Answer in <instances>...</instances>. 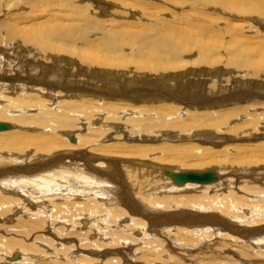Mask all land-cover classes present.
<instances>
[{
	"label": "bare ground",
	"instance_id": "6f19581e",
	"mask_svg": "<svg viewBox=\"0 0 264 264\" xmlns=\"http://www.w3.org/2000/svg\"><path fill=\"white\" fill-rule=\"evenodd\" d=\"M13 1L0 0V264H199L188 247L212 238L207 264H264V51L143 21L127 0ZM187 2L264 41V0ZM186 110L184 127L164 123Z\"/></svg>",
	"mask_w": 264,
	"mask_h": 264
},
{
	"label": "rangeland",
	"instance_id": "374dc122",
	"mask_svg": "<svg viewBox=\"0 0 264 264\" xmlns=\"http://www.w3.org/2000/svg\"><path fill=\"white\" fill-rule=\"evenodd\" d=\"M114 2H118L117 0H112ZM154 1V2H152ZM14 1L13 0H10L9 4L13 5ZM106 2V1H105ZM160 2V3H159ZM134 2H132L131 0H127L126 3H123L122 5L123 6H128V9L127 11L129 12H133L135 17L138 18V19H143V21H146V22H149V23H159L160 21H163L165 23L163 24H172L174 26H177V27H180V28H185L188 26V28L191 30V32H193L192 34L196 37V32L195 30L197 31H200L198 29V27L196 26H199L200 25H203L205 27H209V28H216L217 30H221V35L224 36L223 37V40L226 41V34H222L224 32V30L226 29V31H228L229 33H227L231 38H235L236 40H238L240 43H242V45L246 46L248 51H252L253 53H255L256 51H258V55L264 51V41L263 42H258V40H261V39H258V37H255L254 39L251 40V43L250 44H246V39L244 37V35L242 34L243 32L242 31H246V30H250L249 28L252 27L254 28V30H256L259 26L258 24H255L254 22H251L249 20H242V19H237L235 20V18H231V17H228V16H225L224 14L222 13H218V12H212L211 10H207V11H196L195 10V7L197 6L196 4H194L192 10H195V12L193 13V11H185V9H181L183 8V6H188L190 5L189 2H187V0H150V2L147 1V4L146 5H149V6H140L139 4H134L132 6ZM159 3V4H158ZM161 4V5H160ZM18 6V5H17ZM111 11L113 10H116L117 12H120L118 11V7L113 9L115 6L111 5ZM131 6V7H130ZM134 6H135V9H134ZM140 6V7H139ZM156 6H161V8L163 7H166V9L164 10H161L162 12L159 13L160 11L157 10L155 7ZM133 7V8H132ZM141 7H143L141 9ZM171 7H175L177 9H173ZM119 8H121L120 10H122V6L121 4L119 5ZM147 8V9H146ZM12 9V8H10ZM9 9V10H10ZM131 10V11H130ZM115 11V13H116ZM123 11V10H122ZM168 11V12H167ZM5 12V10H1L0 11V16ZM7 12V11H6ZM44 11H41V12H38L37 14L38 15H41L43 14ZM140 13V14H139ZM154 13V14H153ZM186 13V14H185ZM190 13V14H189ZM164 14V15H162ZM169 14V15H168ZM169 16L170 18H168L167 16ZM193 15H196L199 17V20H194V19H191ZM145 16V17H144ZM140 17H143V18H140ZM154 18V20H153ZM163 20H162V19ZM164 18H165V21H164ZM213 18V19H211ZM3 20V19H2ZM45 20V19H43ZM151 20V21H150ZM153 20V21H152ZM167 20V21H166ZM141 21V22H143ZM139 22V21H138ZM205 23V24H204ZM251 23V25H249ZM168 24V25H169ZM184 24V25H183ZM187 26H186V25ZM249 25V26H247ZM254 25V26H253ZM257 25V26H255ZM127 29L130 28L129 26H125ZM256 27V28H255ZM121 29H123V27H120ZM251 28V29H252ZM134 30V29H133ZM260 30V28H259ZM262 30V29H261ZM135 31V30H134ZM263 34V33H262ZM249 37V36H248ZM257 39V40H256ZM223 40L222 43L224 42ZM264 40V39H263ZM222 45V44H221ZM225 57L223 58V61L222 62H225ZM222 60V59H221ZM192 77H190L191 79ZM175 109V108H174ZM173 110V113H176L175 111ZM183 109V108H182ZM188 110H186L184 113L181 111L180 112V116L179 117H175V119H173L172 117H169L165 120L164 123L166 124H169L170 126L174 127V128H179V127H184L185 124L189 121H185V120H188V119H184L187 114H188ZM190 115H192V113H190ZM181 120V121H180ZM154 122H158V121H154ZM236 121H234L233 123H235ZM3 124V123H2ZM5 124V123H4ZM157 125V124H156ZM183 133V132H181ZM224 133V132H222ZM183 136L187 137L188 134H182ZM240 156H244V157H249L250 155L246 152V153H243L242 155ZM46 175V173H44ZM45 177V176H44ZM262 181H264V179H262ZM198 211H194V213ZM193 213V212H192ZM199 213H207V212H202L200 211ZM209 213V212H208ZM7 226H10L7 224ZM243 226V225H241ZM2 228V227H1ZM112 230H115V228H112ZM106 232V231H105ZM105 232H100L99 231V234H105ZM4 230L0 229V237L2 236L3 238L5 237L4 236ZM102 234V235H103ZM93 235V234H92ZM139 236V235H137ZM1 237V238H2ZM8 237V236H7ZM10 237V236H9ZM2 238V239H3ZM110 238V237H109ZM64 240V239H62ZM210 240H212L210 242ZM210 240H202L201 242H198L196 243V246L195 247H188L190 252L193 253L194 255L195 254H198V252H200V255L202 253V258L200 257V262L199 264H207V263H210V262H215V259L216 257H218L217 255L216 256H212V254L210 255L209 253H203V249L206 250V251H212V249H216L217 245H215L214 243L216 242H221L222 240L221 239H216V238H212ZM221 240V241H220ZM241 240V238H240ZM238 240V241H240ZM110 241V239H109ZM207 242V243H206ZM75 243V244H74ZM79 245L80 242L79 241H76L74 240L73 241V244L70 245V246H76V245ZM211 244V245H210ZM61 245L63 247H65L64 245H66V243L63 244V242H61ZM61 245H56L57 248H63ZM199 245V246H198ZM210 245V246H208ZM0 247H3V243L0 244ZM172 247V246H171ZM177 246L175 245L174 248H176ZM55 249V246L53 247ZM166 248H167V245H166ZM194 248V249H192ZM119 249V248H118ZM185 249V248H183ZM202 249V250H201ZM62 250V249H61ZM53 254L56 253V251L54 250L52 252ZM226 255H229L228 253H225ZM199 255V256H200ZM116 256V255H114ZM165 257H167V255H165ZM178 257V256H177ZM198 257V256H197ZM196 257V258H197ZM199 258V257H198ZM208 258V259H206ZM190 259H193V258H188L186 256V258H183V261L187 264L188 260ZM218 259V258H217ZM206 260V261H205ZM210 262H209V261ZM219 261V260H218ZM124 262V261H123ZM203 262V263H202ZM190 263V262H188ZM124 264H129L128 262H125ZM162 264V262H161ZM164 264V263H163Z\"/></svg>",
	"mask_w": 264,
	"mask_h": 264
},
{
	"label": "water",
	"instance_id": "95a60500",
	"mask_svg": "<svg viewBox=\"0 0 264 264\" xmlns=\"http://www.w3.org/2000/svg\"><path fill=\"white\" fill-rule=\"evenodd\" d=\"M181 181H194V182H203L209 179L208 175L205 173L203 175H197L193 173H186L178 176Z\"/></svg>",
	"mask_w": 264,
	"mask_h": 264
}]
</instances>
